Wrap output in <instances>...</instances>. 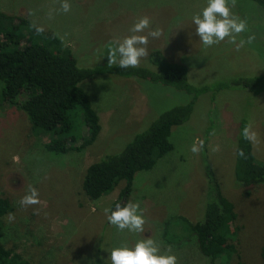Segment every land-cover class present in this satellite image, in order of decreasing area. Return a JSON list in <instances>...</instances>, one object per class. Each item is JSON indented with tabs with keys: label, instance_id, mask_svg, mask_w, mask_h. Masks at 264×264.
Here are the masks:
<instances>
[{
	"label": "rangeland",
	"instance_id": "374dc122",
	"mask_svg": "<svg viewBox=\"0 0 264 264\" xmlns=\"http://www.w3.org/2000/svg\"><path fill=\"white\" fill-rule=\"evenodd\" d=\"M62 2L0 0V12L52 33L63 44L54 49L60 52L64 47L83 68L108 64L109 43L131 35L133 24L147 16L161 35L149 38L148 54L139 66L157 70L149 56L158 51L166 62L185 65L194 87L206 85L211 91L200 94L189 119L172 128V149L151 169L135 173L127 196H121L125 186L121 180L96 200L82 191L86 167L121 152L162 111L187 103L190 95L113 73L85 79L80 85L99 115L101 130L91 145L65 154L48 151L44 144L50 134L32 132L22 111L0 102V193L12 206L2 220L3 244L31 264L111 263L112 248L124 243L134 246L147 238L157 241L162 253L171 249L178 264H263L264 183L236 185L233 167L242 120L257 133L252 151L257 162H264V91L249 92L238 85L213 87L235 78L264 75V8L251 0H236L231 7L234 15L247 21V30L236 36L237 44L245 41L237 51L228 38L205 47L195 35L192 17L202 11L206 0H68L69 12L61 9ZM249 37H253L251 43ZM24 41L35 42V37L28 33ZM200 140L206 141L205 149L193 153V144ZM217 145L219 150L213 151ZM206 167L237 213L230 236L236 252L214 261L199 251L181 220L203 218L209 201ZM30 187L38 190L40 203L22 207L19 201ZM128 201L139 202L144 210L143 232L119 231L108 222L104 209L115 210L117 203ZM9 214L15 217L11 222ZM165 221L170 225L163 237Z\"/></svg>",
	"mask_w": 264,
	"mask_h": 264
},
{
	"label": "trees",
	"instance_id": "16d2710c",
	"mask_svg": "<svg viewBox=\"0 0 264 264\" xmlns=\"http://www.w3.org/2000/svg\"><path fill=\"white\" fill-rule=\"evenodd\" d=\"M251 1L264 8V0ZM36 29L22 17L0 12V102L22 111L32 132L50 134L44 144L48 151L57 154L81 151L96 140L101 124L89 95L80 85L85 79L113 73L147 80L190 95L187 103L162 111L121 152L107 155L86 167L81 186L86 197L96 200L111 192L121 180L125 181L121 196H127L131 192L135 173L151 169L157 159L172 149L173 144L169 141L172 128L189 119L198 96L211 91V88L206 85L194 87L188 81V68L183 64L166 62L158 51L149 56L150 63L157 68L155 71L140 66L121 69L118 65L108 64L79 67L64 47L60 52L55 50L63 45L60 39L50 32L37 33ZM28 33L34 35L35 42L24 41ZM215 85L213 88L216 90L238 85L249 92L259 93L264 91V75L235 78ZM246 125V120L240 122L235 142L233 178L238 186L264 183V162L255 160L251 142L242 136ZM238 150H243L244 156H239ZM204 177L209 201L203 218L195 222L186 218L181 220L184 229L195 238L199 251L214 261L236 252L230 236L237 213L209 167H206ZM11 209L10 201L0 193V264H31L2 242V220ZM169 225L168 221L164 222L163 237ZM260 258L264 264V245Z\"/></svg>",
	"mask_w": 264,
	"mask_h": 264
},
{
	"label": "clouds",
	"instance_id": "9594fccd",
	"mask_svg": "<svg viewBox=\"0 0 264 264\" xmlns=\"http://www.w3.org/2000/svg\"><path fill=\"white\" fill-rule=\"evenodd\" d=\"M236 0H206V6L201 12L192 17L195 25V35L205 47H211L219 44L228 38L230 43L236 44V50L239 51L245 44L244 40L236 43V36L247 30V21L234 15L231 7H234ZM61 9L64 12L71 10V4L68 0H63ZM149 17H140L130 29L132 33L108 46V65H118L121 69L136 68L140 65L141 58L148 54L147 45L149 38L157 39L161 35V29L152 28ZM149 29L146 35L144 33ZM37 33L43 31L37 28ZM253 37H249L248 43H251ZM242 136L245 140L255 144L258 143V136L252 130V124H247L242 130ZM204 146V141L200 140L194 143L191 151L199 153ZM219 146L213 148L218 151ZM239 156H244L243 150H238ZM22 207H29L40 203L39 192L35 187H30L28 193L20 201ZM104 212L110 225L115 226L119 231L128 230L129 232H143L146 223L143 215L144 210L139 202L128 201L127 203H117L115 210L105 208ZM14 215L9 214V221L14 220ZM111 264H178L177 256L171 253V249L161 252L157 241L152 238L137 240L134 246L124 243L119 247H114L110 251Z\"/></svg>",
	"mask_w": 264,
	"mask_h": 264
}]
</instances>
